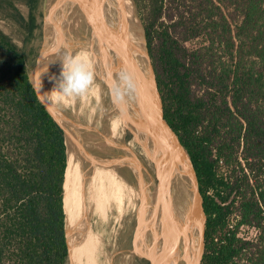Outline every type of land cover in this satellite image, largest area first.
I'll return each mask as SVG.
<instances>
[{"label": "trees", "instance_id": "obj_1", "mask_svg": "<svg viewBox=\"0 0 264 264\" xmlns=\"http://www.w3.org/2000/svg\"><path fill=\"white\" fill-rule=\"evenodd\" d=\"M37 1L0 0V13L24 25L28 39ZM134 2L164 119L203 199L201 264H264V236L258 246L237 236L240 226L264 227V0ZM17 3L30 8L27 20ZM194 39L201 45L186 48ZM28 59L0 29V264H66L65 137L29 80ZM53 76L48 66L39 91L66 130L48 94ZM233 214L238 220L226 232Z\"/></svg>", "mask_w": 264, "mask_h": 264}, {"label": "rangeland", "instance_id": "obj_2", "mask_svg": "<svg viewBox=\"0 0 264 264\" xmlns=\"http://www.w3.org/2000/svg\"><path fill=\"white\" fill-rule=\"evenodd\" d=\"M132 2L134 4L139 23L144 28L138 8L136 7V3L134 0H132ZM16 7L20 15H22L24 19L27 20L30 13V8L24 3H17ZM68 13L69 12H67V10L64 11L62 9L60 13L58 12V16L66 17ZM33 14L37 27L33 30L29 39L27 38L28 32L26 27H23L24 25H21L16 20L4 13H0V29L5 34H7L14 43H16L19 47H23L25 51L29 53L28 67L29 76L32 81H34V77H36L35 71L38 67L40 69L46 68L42 66V63L48 65L59 77L61 72H58L53 67H51V65H49V63H47L43 57L45 52V43L50 40V37L57 38L58 42H56L62 47L71 45L75 46L76 42L59 37L56 28L51 25L46 18V0L37 1L36 7L33 9ZM79 27L80 25L78 24V28ZM145 41L147 43L146 35ZM201 43L202 42L200 39H194L186 42L184 45L186 48L192 50L199 47ZM76 52L77 53L75 54H79L81 56L87 54L90 55V53L84 50L82 44L77 46ZM112 58L114 59V57ZM116 59L117 60H112V63L110 64H114L118 61L120 62L119 58ZM97 88L98 87L96 85L94 89L98 92ZM95 90L94 92H96ZM94 92L91 90V88H89L84 94L80 96L64 98L56 97L55 99V112L56 114L62 116L61 120L66 127L67 135H70L71 137L70 148L73 147V161H76L77 168L74 174V195L72 198L73 209L71 212L73 214V218L71 215L69 220V233L70 240L75 243L74 245H76L78 242V245L77 249L73 248V258H71V261H69L67 258L66 264H132L127 252L129 248L127 236L130 231L132 219L133 217L135 218L136 215L135 211H138V206L136 205V202L131 201L132 196L130 194H133L135 190H138V188L135 187V181L138 183L140 181V178L137 176L139 175V156H142V154H140L138 152L139 149L136 148L137 142L136 144L135 142H128L127 144H124V148L127 150L126 152L128 154L126 155L124 153V155H126L125 157L127 158V161H121L117 163L118 167H123L125 173L117 175L114 166V169H111L108 175H104L102 173V176L100 174V176L95 179L94 182L91 181L89 171H87L86 150L88 144V142H86L88 140L87 131L89 129L88 127L90 126L89 119H92L96 112V116H94L98 119L95 118L94 123L100 124L99 122H102L100 119V112H103V107V110L105 111L109 105V97L105 99L103 98L104 100L101 103L102 105H97V102L91 101L90 98H93L92 96ZM76 101L78 102V105H76ZM88 107L92 111H90ZM99 109L101 110L99 111ZM88 113H91L92 115ZM72 118L76 119V122ZM70 121H72V123H70ZM77 124H79L80 128V131L78 132L75 131L78 128ZM86 128H88L87 131ZM73 131H75V133ZM74 134H77V136H74ZM123 165H125V167ZM142 182L143 178L140 182L141 186L143 184ZM128 194L129 196H127ZM98 208H104L105 211L97 213ZM95 220H97V225H95ZM237 220L238 215L233 214L228 225L234 226ZM101 222H103L102 225ZM228 228L229 227H227L226 232L228 231ZM262 228L240 226L237 230V236L243 240L251 241L253 245L258 246L261 245L259 240L262 236H264V230H262ZM94 230L96 231V235ZM222 235L223 233H219L216 238ZM116 241L119 245V247L117 246L119 252L118 255H114L115 257L112 255V260L111 254H113L112 250L114 249ZM255 250L256 247H252L251 252L255 253Z\"/></svg>", "mask_w": 264, "mask_h": 264}, {"label": "water", "instance_id": "obj_3", "mask_svg": "<svg viewBox=\"0 0 264 264\" xmlns=\"http://www.w3.org/2000/svg\"><path fill=\"white\" fill-rule=\"evenodd\" d=\"M58 1L63 2L64 0ZM75 4L83 8L84 22L93 41V46H90L93 47V51L95 50L97 54H105V56L106 54L112 55L115 60H117L116 56L120 55L123 59V63L118 61L112 64L116 72L121 74L120 76L128 77V83L125 84L122 81V86L118 88L121 90L120 100L125 103L126 95L129 93L131 98L137 100L139 106L143 104L142 106L145 107L141 111L142 118L137 122L145 132V137H142V139L153 150L152 155L156 163L159 182L163 179L167 185L172 184L171 191L178 200V207L181 209L184 218L186 220L187 218L190 219L191 226L187 224V227H185L190 235L186 239V245L188 246L185 255L187 260L184 264H201L205 246L206 224L203 199L198 189L193 164L177 135L164 119L162 100L145 41V30L141 26L144 65H140L136 50L132 46V39L129 37L128 22L121 14L118 0H75ZM29 80L39 100L62 128L66 144L67 131L50 111L48 105L42 99L36 83L31 80L30 76ZM105 82L110 83L108 80H104V84ZM128 84L131 87H128ZM114 88L117 90V87L112 85L111 91H108L109 96L114 95V93L112 94V91H115ZM125 88L129 89L128 93ZM121 113L125 127L133 132L131 124L136 123L132 120L129 109L126 108ZM162 174H164L163 177ZM179 179L182 186L179 184ZM174 180L176 182H173ZM164 190V187L163 191L161 188L159 189L160 195L164 194Z\"/></svg>", "mask_w": 264, "mask_h": 264}, {"label": "bare ground", "instance_id": "obj_4", "mask_svg": "<svg viewBox=\"0 0 264 264\" xmlns=\"http://www.w3.org/2000/svg\"><path fill=\"white\" fill-rule=\"evenodd\" d=\"M118 1H119V7H120L121 14L124 16V18L128 22V33H129V37H131L132 42H133L132 43L133 49L136 50L138 61H139L140 65H142L144 60H143V52H142V38H141V31H140L141 25L139 23L134 4H133L132 0H118ZM62 9L64 11L68 10V12H69L68 15H66V17H63V16L59 17L58 16V12L60 13V11H62ZM81 9L82 8L80 6H78V5L76 6L75 0H64L63 2H60L58 0H50V1L46 0V18L49 21V23L56 28V30L58 31L59 37H61L63 39H69L71 41L78 42V43H86L90 47V46H93V41L90 37V34L89 33L87 34L86 32L83 31V29L78 28L79 19H81L83 21L85 20L83 17H81V13H82V12H80ZM90 48L92 49L93 47H90ZM44 51L45 52L43 54V57H44L45 61L47 63H49L50 65H55V66H57L56 64L59 62L58 66L61 68V62H60L61 60H59V58L61 55H63L67 51H64V50H61L59 48H55L52 46H50V49H48V50L45 49ZM95 53L97 54L96 51H95ZM97 55L105 57V54L103 55L100 53ZM106 56L114 57V56L109 55V54H106ZM81 57L90 65L91 71L93 72L94 79H93L92 85L90 86L91 90L94 92V90H95L94 88L96 87V85L98 87L97 88L98 92L95 90L96 92H94V94L92 96L93 98H90V100L97 102V105H102L101 104L102 101L105 98L109 97V100H108L109 105L107 106L105 111L103 110L104 107L102 108V111L104 112V113L102 112L103 114L100 112V114H101L100 119L102 120V122H99L100 124L94 123L95 118H97V117H95L96 116V112H95V114H94L95 116L93 115L92 119H89L90 120V126L88 127L89 129L86 128V131L88 129V131H87L88 132V135H87L88 140L86 141V142H88L87 148H86V150H87V169H88L87 171H89V176L91 177V181L94 182V180L97 179L100 176V174H101V176H102V173L104 175H108L110 170L114 169V166H108L105 164V162L103 160L105 155L113 153L117 157L116 159L119 158L120 160H121L122 156L128 155L126 152L127 150L124 148V144L120 142V137H121L123 130L125 128V125L122 122V118H121L120 114H122L121 111L126 110V108L129 109V111L131 113L132 120H134L136 123V124H134V123L131 124V128L134 127V128H132V130H133L135 135L129 142L130 143L135 142V144L137 142L136 148L139 149L138 152L140 154H142V156L146 160H151L153 158V155H152L153 150L149 147V145H147L146 141L144 139H142V137H145V132H144V129L137 122V120H140V118H142L141 117V111L144 107V106H142L143 104H140L141 106H139L137 100L131 98V96L128 93V91H129L128 88L127 89L125 88V91L128 93L126 95L125 103L120 100L121 90L118 88H120L123 84V82L121 81V76H120L121 74L117 73L116 69H112L111 74H109V75H111V77H110L111 78V80H110L111 81V83H110L111 87H108L106 85V83L104 84V81L101 80L103 78L104 74H107V72H109V70L106 71L107 67H104L103 63L99 62L97 60V58L93 57L92 55L87 54V55H82ZM116 58H119V60H121V63H123V59L120 55L116 56ZM117 77H119V79H117ZM130 77H131V75H130ZM112 85L117 87V90L114 88L115 91H112V94L114 93V95L109 96L108 91H111ZM75 103H76V105H78L77 101ZM103 104H106V103H103ZM94 105H96V104H94ZM124 105L126 106V108ZM93 107H95V106H93ZM89 110L92 111L90 108H89ZM100 110L101 109H99V111ZM91 113H88V114H91ZM88 117H89V115H88ZM72 119L76 122V119H74V118H72ZM69 120H71V119H69ZM148 120H150V119L148 118ZM72 121H70V123H72ZM77 127L78 128L75 130L76 132L80 131L79 124H77ZM75 131H73V132L75 133ZM74 136H77V134H74ZM124 153L126 155H124ZM73 155H74L73 147L72 148L69 147V143L66 139L67 164H66V169H65V174H64V183H63V209H64V214H65V235H66V242H67V247H68V259H69V261H71V258H73V248L77 249V245H78V242L76 245H74L75 243H73V241L70 240V233H69V224H70L69 220H70L71 215L73 218V214L71 212L73 209L72 198L74 195V191H73V184H74V180H75L74 174L77 170L76 161H73ZM117 161H119V160H117ZM119 162H121V161H119ZM115 169H116L117 175H121V174L125 173L123 169H121L120 167L118 168V163H117V166H115ZM139 169H140V164H139ZM163 176H164V174H162V177ZM165 182L166 181L163 179H161V181L159 182V188H161L162 191H163V187H165L167 185ZM173 182H176V180H174ZM179 184H180V186H182V182L180 179H179ZM136 191H138V190H135V192H133V194H130L132 196V199H131L132 202H137L138 193ZM156 194H157V192H156ZM127 196H129V194ZM157 198H158V196H157ZM161 201L163 202L164 200H161ZM162 205H164V204H162ZM178 209H179V207H178ZM163 214H164V212H163ZM179 215L182 218V224L183 225L181 227H182L183 234H184V231H185L184 229H185V227H187V224L189 226H191L190 219L187 218V220H186L181 211H179ZM162 218L164 219V217H162ZM177 222H179V221L177 220ZM102 224H103V222H101V225ZM168 224H167V227H168ZM95 225H97V220H95ZM101 225H100V227H101ZM163 227L165 228L166 226H163ZM164 228H162V230ZM101 229H99V230H101ZM99 230H98V232H99ZM186 233H188V232H186ZM189 235H190V233L188 234V236ZM184 237L186 238V235H184ZM164 238H165V236H164ZM165 242H167V241H165ZM181 244H183V242ZM184 244H185V242H184ZM167 246L168 245H166V247ZM185 247H187V246H185ZM180 248H182V247H180ZM176 249L178 250V248H176ZM174 254H176V253H174ZM75 256H76V252H75ZM185 258H186V256H185ZM185 261H186V259H185ZM179 264H180V261H179Z\"/></svg>", "mask_w": 264, "mask_h": 264}, {"label": "flooded vegetation", "instance_id": "obj_5", "mask_svg": "<svg viewBox=\"0 0 264 264\" xmlns=\"http://www.w3.org/2000/svg\"><path fill=\"white\" fill-rule=\"evenodd\" d=\"M81 12H82L81 17L85 19L83 8L81 9ZM78 24L80 25L79 28L83 29V31L86 32L87 34L89 33V31L86 28V23L84 21L79 19ZM56 41H57V38L50 37V40L45 43V49L48 50L50 49V46H52V47L59 48L61 50L70 52L74 55H77L75 54L77 53L76 52L77 46L82 44L85 51L90 53V55L96 57L99 62L103 63L104 67H107L106 71L109 70V72H107V74H104L102 80L103 81L108 80L111 83L110 81L111 75L109 74H111L112 69H115L114 66L110 64L112 63L111 61L114 60L112 57H108V56L102 57V56L97 55L93 51V49H91L86 43L76 42L75 46L71 45L67 47H62L59 45V43H57L58 41L57 42ZM60 62H61V68L58 66L59 62L56 64L57 66L51 65V67H53L56 71L61 72L62 61ZM120 63H121V60H120ZM117 79H119V77H117ZM110 83H106V85L108 87H111ZM133 137H134V133L130 129L125 127L120 137V142L123 144H127ZM116 158L117 157L115 156V154L110 153L108 155H105L103 160L105 164L108 166H117V162L127 161V158L125 156H122L121 158L122 160H120L119 158L118 159ZM143 161H147V162H143ZM139 162H140L139 163L140 169H139V175L137 177L140 178V181L139 183L135 181L136 182L135 187H137L139 191V192L137 191L138 199L136 202L139 212L135 211L136 215H135V218L133 217L132 219V223L130 225V231L127 236L128 243H129V248L127 252L130 257V260L132 264H179V261H180V264H184V262L186 263L185 259L187 260V257L185 258L186 256L185 253H186V248H187L185 246H188L186 245L187 244L186 239L189 236H188V233H186L188 232L186 228L184 229L186 232L184 231V234H183V230L181 227L183 225L182 218L179 215V211H181V209L180 208L178 209V200L176 196L174 195V193L171 191L172 184L170 183L168 187L166 185L164 187L166 191L164 190V194L160 195L158 173H157L156 163L154 162L153 158L151 160H146L143 156H139ZM123 166L125 167V165ZM120 168L123 169L122 166ZM142 178H143V182H142L143 184L141 186L140 182ZM161 200H164V201L162 202ZM101 211H105V209L98 208L97 213H100ZM137 212H138V216H137ZM163 212L166 216L163 214ZM162 217H164V219ZM177 220L179 222H177ZM167 224H168V227H167ZM163 226H166V227L164 228ZM162 228H164L163 229L164 231L162 230ZM95 235H96V231H95ZM184 235H186V238L184 237ZM182 242L183 244L185 242V244L184 245L181 244ZM166 245L168 246L166 247ZM117 246L119 247L116 241L114 245V249L112 250L113 254H111L112 260H113L114 255L115 256L118 255L119 249ZM175 247L178 248V250Z\"/></svg>", "mask_w": 264, "mask_h": 264}, {"label": "clouds", "instance_id": "obj_6", "mask_svg": "<svg viewBox=\"0 0 264 264\" xmlns=\"http://www.w3.org/2000/svg\"><path fill=\"white\" fill-rule=\"evenodd\" d=\"M59 60L62 61V70L59 77H50L55 81L53 90L48 93L50 95L64 98L74 97L84 94L93 83V72L90 65L81 57V55H73L70 52H65L60 56ZM48 70V65L41 71L38 67L36 78L38 83V90L42 87L41 75ZM121 81L125 84L128 83L127 76H121ZM128 87H131L128 84Z\"/></svg>", "mask_w": 264, "mask_h": 264}, {"label": "built area", "instance_id": "obj_7", "mask_svg": "<svg viewBox=\"0 0 264 264\" xmlns=\"http://www.w3.org/2000/svg\"><path fill=\"white\" fill-rule=\"evenodd\" d=\"M229 228H228V230H231V229H233V226H228Z\"/></svg>", "mask_w": 264, "mask_h": 264}]
</instances>
